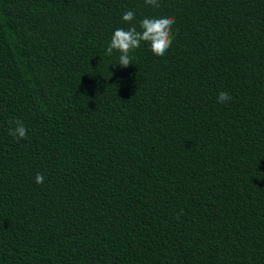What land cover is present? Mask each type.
Returning a JSON list of instances; mask_svg holds the SVG:
<instances>
[{"label":"trees","instance_id":"1","mask_svg":"<svg viewBox=\"0 0 264 264\" xmlns=\"http://www.w3.org/2000/svg\"><path fill=\"white\" fill-rule=\"evenodd\" d=\"M0 264H264V0H0Z\"/></svg>","mask_w":264,"mask_h":264},{"label":"clouds","instance_id":"2","mask_svg":"<svg viewBox=\"0 0 264 264\" xmlns=\"http://www.w3.org/2000/svg\"><path fill=\"white\" fill-rule=\"evenodd\" d=\"M145 5L153 8L160 7V0H144ZM124 23L130 25L128 29L118 28L114 31L111 41L107 46L106 54L112 55L113 51L120 53L119 62L116 63L122 67L129 66L131 62L130 53L139 48L141 42H146L150 45L151 51L157 56H163L172 46L175 38L173 26L176 23L175 17L164 14L158 17H145L139 21V28L132 24L135 20V13L132 10H127L121 17ZM231 100V96L227 91H220L217 96L218 103L225 104ZM15 127H9V135L17 140L27 139L28 131L19 119L10 121ZM44 182L42 174L36 175V183Z\"/></svg>","mask_w":264,"mask_h":264}]
</instances>
